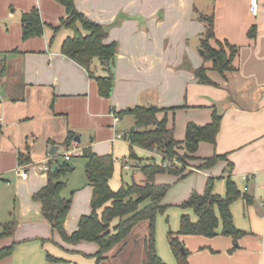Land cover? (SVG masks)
I'll return each instance as SVG.
<instances>
[{
    "label": "crops",
    "instance_id": "obj_1",
    "mask_svg": "<svg viewBox=\"0 0 264 264\" xmlns=\"http://www.w3.org/2000/svg\"><path fill=\"white\" fill-rule=\"evenodd\" d=\"M250 2L75 0L83 15L108 28L105 43L118 44L114 88L111 96L104 98L87 70L61 53L67 31H61L51 43V27L59 26L66 17L62 4L57 0H0V61L5 65L0 81V220L7 224L13 217L18 224L13 237L0 240V249L16 244L12 255L0 260V264H96V259L89 256L99 251L98 245L65 243L43 218L41 204L33 200V195L48 182L47 171L41 168L52 164L69 131L76 134L71 145L76 144L81 157L84 150L90 149L97 155H112L116 161L123 144L131 147L128 136L135 127L134 118L123 111L139 105L145 92L148 96H142V105H151L153 89L159 91L158 106L167 109L158 118L167 117V127L178 141L185 139L188 123L204 126L212 121L214 111L222 115L216 144L201 143L196 157L225 156L213 167L186 172L183 178L173 177L182 181V186L175 199L165 201L169 189L162 201L170 208L157 217L159 257L166 264H177L168 233H179L183 215L193 222L198 220L191 209L178 206L193 193L203 194L210 177L215 178L214 193L224 197L229 163L233 164L232 180L238 189L255 194L263 201L264 209V0H259L257 17L251 13ZM33 8H38L47 27L43 36L24 40L22 15ZM200 15L214 18L215 38L211 45L228 42L239 48L233 62L235 70L221 74L212 69L211 62H205L199 50L205 32ZM192 38L195 44L189 46ZM179 66L185 70L172 68ZM202 66L208 69L213 84H202L196 78L194 71ZM175 114L177 123L170 127V116ZM114 115L120 121L128 116L132 127L114 131ZM53 146L58 149L50 155ZM133 149L138 150L134 152L141 159L164 161L156 151L136 146ZM127 153L122 154L124 168L128 166L124 170L131 168L135 174L140 169L126 158ZM20 154H29L31 162L21 165ZM191 164L199 166L203 161ZM19 167L26 172L32 169V174L23 179L16 172ZM113 177L109 184L116 192L123 184L118 187ZM155 181L161 185L167 179L163 181L158 174ZM4 189L13 190V206L7 194L1 195ZM71 193L72 206L65 223L69 235L77 230L82 216L91 214L93 188L86 178ZM10 208L18 210V216L10 213V218L2 219L1 212ZM231 213L235 227L246 235L237 244L222 235L182 236L190 251L189 264H264V215L258 216L253 204L244 200L233 203ZM1 225L0 222V228ZM221 231L222 225L218 229ZM122 253L116 249L110 259ZM49 255L62 262H50Z\"/></svg>",
    "mask_w": 264,
    "mask_h": 264
},
{
    "label": "trees",
    "instance_id": "obj_2",
    "mask_svg": "<svg viewBox=\"0 0 264 264\" xmlns=\"http://www.w3.org/2000/svg\"><path fill=\"white\" fill-rule=\"evenodd\" d=\"M66 8V17L61 20L57 27H51L52 39L62 31H71L62 42L61 53L85 68L98 84L99 94L109 98L115 83V62L118 56V44L116 42L106 44L109 37L108 28L87 18L75 6V0H57ZM199 19L205 25V32L201 39V49L205 62L212 63V69L225 74L235 70L233 62L239 53V48L228 42H217L218 46L211 45L210 41L215 38L213 16L200 15ZM46 24L41 19L38 8L22 15L23 39L43 36ZM251 31V36H254ZM5 71V65L0 61V81ZM208 69L202 66L194 71L196 78L202 84H213L207 75ZM167 109L158 105H137L123 111L134 118L135 130L129 132L128 140L131 144L130 159L143 173L142 182H133L123 185L118 191L110 187V180L114 175L115 159L112 155H97L90 149L83 151L85 158V173L88 184L93 188L89 215L80 218L78 228L72 234H68L65 223L72 206V197H65L64 190L67 182L64 177L73 170L66 162L55 171L51 165L48 167V182L41 190L33 195V200L40 203L42 216L61 239L68 244L77 245L81 242H89L98 245L99 251L89 257L96 259L100 264L110 259V253L117 250L120 253L128 245V237L134 228L142 221H148L149 231L144 241L146 259L143 264H166L156 250V219L158 214L164 213L168 208L163 204V198L169 190L168 185H159L155 179L158 174L169 172L180 178L186 175V166H192L191 162L202 160L203 164L192 166L197 169L210 168L224 155H214L210 158L201 159L196 153L201 143L215 145L221 129L222 115L214 111L212 121L204 126L188 123L185 139L176 140L167 127V117L158 118V114ZM2 129L0 127V136ZM76 140V134L69 131L64 142L66 146ZM140 147L149 151H157L164 156L167 162L179 160L182 166L175 165L173 168H164L151 160L139 158L133 147ZM184 151V155H181ZM31 162L29 154L19 155L21 165ZM233 164L229 163L225 171L226 195L224 197L214 193L215 178L210 177L207 181L203 194L193 193L180 207L191 209L198 217L193 222L188 215H183L180 220L179 233H168L170 249L177 264H189L190 251L181 240L185 235H197L213 238L218 235L231 237L235 244L246 235L237 229L233 222L231 205L243 199L246 204H253L254 196L242 193L232 180ZM99 210L102 213L99 214ZM117 221L116 224L114 222ZM222 225L221 233L218 229ZM16 232V223L11 222L1 225L0 240L13 237ZM15 243L9 247L0 249V260L12 255ZM184 249V250H182ZM232 251V250H231ZM50 262L60 263L61 259L48 256Z\"/></svg>",
    "mask_w": 264,
    "mask_h": 264
},
{
    "label": "rangeland",
    "instance_id": "obj_3",
    "mask_svg": "<svg viewBox=\"0 0 264 264\" xmlns=\"http://www.w3.org/2000/svg\"><path fill=\"white\" fill-rule=\"evenodd\" d=\"M208 13V12H207ZM63 31H67V33L70 35L71 34V31H68V30H62ZM175 36H178L177 34H175ZM188 42V41H187ZM189 46H192L194 41H193V38L189 40ZM195 44V43H194ZM194 47V46H193ZM200 44H199V50L200 49ZM201 53V51H200ZM116 64H115V68H114V74H115V71H116ZM173 70H176V71H179V70H185L184 67H172ZM115 80H116V77H115ZM144 83V82H143ZM147 83H145L146 85ZM152 92V97L150 100L152 101L151 103L152 104H155V105H158L157 101H158V95H159V91L157 89H153ZM149 92V94L151 93ZM142 96H148V93H143ZM140 98L141 102L139 103V105H142L143 102H144V97ZM177 114V113H176ZM175 114V115H176ZM173 116L171 115L170 116V119H169V124H170V127H173L175 125V122L177 123V115L176 116ZM130 118L128 116H126L124 118V120L120 121L118 123H115L114 121V131L115 130H125V131H128L132 126L130 125ZM173 133V132H172ZM171 134V133H170ZM130 145V142L128 143ZM128 146V145H127ZM125 146V144L122 145V147L124 149H122V151L119 152V158H117V160L115 161V165H114V179H115V182H117V186L120 187L121 184L123 185H127V184H131L133 182H142L143 179H144V176H143V173L139 170H136V173L134 174L133 170L130 168L129 170H127L125 172V168H124V165L125 163L122 162L123 161V157H122V154L125 153V151H128L127 153V157L126 158H130V154H131V147H127ZM127 148V149H126ZM74 149V146L71 145V146H66V145H61L60 146V149L58 150L57 154H56V157L55 159L53 160L52 164H51V168L53 171H55L60 165H62L63 163H67L68 165H70L73 170L71 172H69L65 177H64V180L67 182V187L66 189L64 190V196L66 197H70L72 196V189L76 186L77 183L80 182V180H86V173H85V164H86V160L85 158L81 157L80 155H74L70 158V160H67L65 159V155L68 154L69 152H72ZM134 151H137L138 150L136 149H133ZM80 151L79 149H77V152L80 154ZM157 152V151H156ZM159 153V152H157ZM161 154V153H159ZM185 153H181V155H184ZM162 155V154H161ZM133 161V160H132ZM151 161H153L154 163L158 164V165H162L163 163L166 162V160L164 159V161L160 158H155L154 159H151ZM177 163L175 165H178V166H182V163L177 160ZM134 162V161H133ZM191 168L192 166L188 165L186 166V171L185 172H189L191 171ZM168 169V168H167ZM18 173V171H16ZM16 173V174H17ZM28 175L32 174V169L29 170L28 172ZM159 176L162 177V180L164 181V179H167V182H163L161 185H168L170 188L168 194L166 195L165 197V201L167 199H175L177 196H178V193H179V189L181 188V182L182 181H179V180H174L173 177L175 176L174 174H171L169 172H165V173H161L159 174ZM2 184V183H1ZM14 190L16 188V186L14 185ZM6 190V189H4ZM3 190V193L1 194L2 196H4L5 194H7V197L10 198V205L12 203V206H13V190L9 191V190H6L4 192ZM254 195V198H255V201L253 203V206L256 208V211H257V214L258 216H262L264 215V209L262 207V202L263 201H260L255 194ZM239 200H243V199H239ZM237 200V201H239ZM236 202V201H235ZM234 202V203H235ZM183 203H181L178 208H181L180 206L182 205ZM168 208L166 209V211L170 208V205H167ZM183 209V208H181ZM166 211L164 213H161V214H158V216H163ZM1 217L2 219L4 217L7 218H10V213H15L13 214L14 215H17L18 216V210L14 211V208H10V209H7V210H4L1 212ZM157 216V217H158ZM12 220H10L9 222L7 223H11V222H15L13 217H11ZM0 222L2 224H5V222L3 220H0ZM156 222H157V219H156ZM16 223V222H15ZM18 224L16 223V226ZM1 230V228H0ZM148 231H149V223L148 221H142L140 222L135 228L134 230L132 231V233L129 235L127 241H128V247L125 248L123 251L122 254H120L119 256H114L113 258L111 257V259L107 262H105L104 264H143L145 259H146V255H145V250H144V241H145V238L148 234ZM118 250V248H117ZM113 254H116V250L112 251L109 255L112 256Z\"/></svg>",
    "mask_w": 264,
    "mask_h": 264
},
{
    "label": "built area",
    "instance_id": "obj_4",
    "mask_svg": "<svg viewBox=\"0 0 264 264\" xmlns=\"http://www.w3.org/2000/svg\"><path fill=\"white\" fill-rule=\"evenodd\" d=\"M250 10H251V13L253 16L257 17L260 13V2L259 0H251L250 2ZM120 120L119 116L118 115H114V121L115 123H118ZM118 137L121 138L122 135L121 134H118ZM74 146V149L72 152H69L68 154L65 155V159L66 161L67 160H70V158L74 155H80L78 152H77V149L75 148L76 144L74 143L73 144ZM177 163L176 159H174L172 162H165L163 163L161 166L164 167V168H173V166H175V164ZM125 168H128V166H126ZM42 170L44 171H47L48 170V167H42L41 168ZM17 171H18V174L23 178V179H27L28 178V173L26 171H24L21 167L17 168ZM191 171H198L197 168H194L192 167L191 168Z\"/></svg>",
    "mask_w": 264,
    "mask_h": 264
},
{
    "label": "water",
    "instance_id": "obj_5",
    "mask_svg": "<svg viewBox=\"0 0 264 264\" xmlns=\"http://www.w3.org/2000/svg\"><path fill=\"white\" fill-rule=\"evenodd\" d=\"M132 130H135V127H133ZM57 149H58V148H57L56 146H53V147L51 148V151H50L49 154H50V155H54ZM182 250H184V249H182ZM50 264H53V263H50Z\"/></svg>",
    "mask_w": 264,
    "mask_h": 264
}]
</instances>
